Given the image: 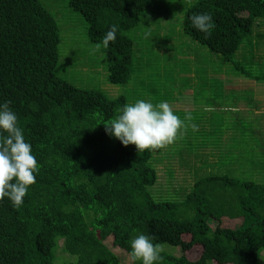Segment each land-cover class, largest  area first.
Returning <instances> with one entry per match:
<instances>
[{
  "label": "trees",
  "instance_id": "obj_1",
  "mask_svg": "<svg viewBox=\"0 0 264 264\" xmlns=\"http://www.w3.org/2000/svg\"><path fill=\"white\" fill-rule=\"evenodd\" d=\"M174 1L68 0L69 10L84 20L89 43L101 45L108 83L139 85L111 97L56 75L60 34L66 33L49 6L41 0H0V104L11 102L39 166L19 208L8 198L0 202V264H132L130 242L139 234L160 245L164 259L157 264H264V146L251 160L244 148L249 144L243 145L250 135L242 125L251 115L256 130H264V62L255 61L254 53L241 55L246 39L264 41L256 28H264V0ZM168 9L181 11L182 33L215 58L210 69L177 53L170 45L172 29L138 28L143 20L157 25ZM201 13L212 17L207 38L191 21ZM113 25L116 40L105 48L102 38ZM169 56L183 68L197 64L199 80L220 92L223 72L237 69L253 81L239 83L235 93L227 82L222 95H213L215 102L201 103V95L178 81L175 86L186 87L181 98L158 86ZM178 64L168 65L171 82L185 76L174 69ZM133 90L168 95L156 97V104L166 100L182 121L191 114L173 145L138 152L106 132L105 125L130 104ZM194 153L198 163L191 168ZM173 163L193 173L192 185L177 186ZM234 220L240 223L223 227ZM115 249L128 256L126 262Z\"/></svg>",
  "mask_w": 264,
  "mask_h": 264
},
{
  "label": "rangeland",
  "instance_id": "obj_2",
  "mask_svg": "<svg viewBox=\"0 0 264 264\" xmlns=\"http://www.w3.org/2000/svg\"><path fill=\"white\" fill-rule=\"evenodd\" d=\"M43 3H45L47 6H49L53 16L55 17L58 26L60 27L61 33H63V30H65L66 34H60L61 38V43L59 47V63L56 68V75L59 76L61 79L66 80L68 83L73 84L77 87L83 88V89H94V88H100V90L108 96L115 97L117 95H121L124 93L123 89L131 91L132 89H138L139 85H136L134 82H130L127 87L122 88L121 86H114L108 83L107 81V71H106V64L104 62V59H102L101 52L98 50L93 54V49L95 46L93 44L89 43V40L86 38V28L84 26V20L83 18L78 14L75 13L68 8V0H41ZM192 2V0H181L182 3H188ZM177 0L174 1L176 3ZM185 9H183L184 11ZM182 11V12H183ZM167 12V17L164 18L158 17L157 18V25L150 24L149 21L146 24L145 20L139 23L138 28H153L155 30L156 28H161V29H172V35H173V42H170V45H176L177 46V53H185V54H190L194 61H201L203 62L201 67L207 69L209 68L208 65L212 64V61L215 59L212 54L209 53L207 48L204 46H201L191 40L189 37L185 36L182 31H181V23H180V17H181V11L175 9V10H170L168 9ZM174 13V14H173ZM146 17V16H145ZM78 19L80 20V24H78ZM148 19V18H147ZM257 30H259L260 33H264V28H260L259 26L256 27ZM135 30H133L132 35ZM70 32V33H69ZM164 35H165V30H163ZM165 39L164 36H161ZM251 39V42L249 40ZM249 42V45H246L245 42ZM241 46L242 48L246 51V54L242 52V56L247 57L248 53H254L255 61L257 62H264L263 58V53H264V41L262 39H257L255 41L252 40V38L246 39ZM167 46V42L165 43ZM251 47V48H250ZM241 48V49H242ZM240 49V50H241ZM138 52V50H136ZM239 54V52H238ZM237 54V56H238ZM73 56V59H72ZM213 57V58H212ZM151 58L153 57H146L147 60H152ZM144 59V58H143ZM169 61L171 60L170 56L168 58ZM138 62L140 60L134 58V62ZM180 60L179 62H181ZM142 62V61H140ZM165 62V60H164ZM171 62V63H170ZM168 62L166 65H161L163 66V72L165 73V70L167 72L166 75L161 74L162 77V83H159L158 86L160 89L163 91V88L166 87L168 90L167 92H171L173 90V95L175 94H180L182 95L181 98L184 97V90H186V87H188L191 91L190 93H194L193 95H201V102H206L208 99L209 101L215 102L216 99L213 98V95H222V88L223 86H226V83L229 82L231 85V90L234 91V93L237 91L236 85L239 83L243 82V86L245 87L246 84H250L253 79L251 80L247 76H243L241 74V71H237V69L233 70V73H222L220 77V84H221V92L218 87L208 85L205 80H199V71L198 68L199 66L197 64H189V66H186V68H183L180 66L178 63H176L175 60H171ZM142 64V63H141ZM178 64L179 66H176L174 69L176 72H180L181 75L183 73L185 74L184 78L181 76V80H177L175 82H171L170 79L172 78V75H170V72L173 71L169 66L171 65H176ZM169 65V66H168ZM212 67V66H211ZM210 67V68H211ZM209 68V69H210ZM244 70L250 71L251 69L246 67ZM256 74L258 75L261 71L259 67L254 68ZM212 71V70H211ZM195 73L197 74V78L195 76ZM202 73V72H201ZM142 77L139 78V80H135L138 84L142 82L143 80V75ZM180 82L183 85H186L184 89L178 88L175 86L178 84L177 82ZM198 82L201 85L198 87ZM168 86H170L168 88ZM241 91H244L241 89L237 95H241ZM134 90L131 92V94L128 96L129 103L134 104L136 98H140L142 100L148 99L152 101V103H157L158 101L156 100V97H161V96H168V95H156L154 93L153 95H140L139 92H136L135 95L133 94ZM232 93V94H234ZM229 95V94H228ZM176 97V96H175ZM190 99L193 100L192 96L189 97ZM166 101V100H165ZM194 101V100H193ZM254 116H249L247 119H244L246 121L242 125H244L245 129L248 130L245 133L250 135V139L244 140L243 145L249 144L248 147H244L246 150L249 151V156L250 159L253 160L255 156L258 154L254 153L256 151L257 153L259 152L260 148L264 146V141L262 138H258V135H261L263 137L264 135V130L263 131H257L256 126L252 123V119ZM258 146V147H256ZM200 152H202L200 150ZM206 152V151H205ZM181 155L176 156V160L180 157ZM195 153L192 155V162L188 167H195L197 166L196 159H195ZM247 160V156H246ZM257 160V158H255ZM243 168H245V164L243 165ZM261 169L255 167L254 170ZM172 170L176 173V176H178V183L177 186H184L186 185H192L193 180L191 177H193V173L191 172L190 175L186 173V171H183L182 168L178 167L177 164L173 163L172 164ZM164 178V175L162 173H159V178ZM159 184H164L163 182H160ZM240 222L239 220H234L230 221L227 223H223V227H230L233 226L235 227L238 225ZM213 227L216 225L214 221H212L211 224ZM166 248H172L175 249L174 247H168L165 246ZM115 254L118 256L121 261L126 262L128 259V256L120 251L119 249L114 250Z\"/></svg>",
  "mask_w": 264,
  "mask_h": 264
},
{
  "label": "clouds",
  "instance_id": "obj_3",
  "mask_svg": "<svg viewBox=\"0 0 264 264\" xmlns=\"http://www.w3.org/2000/svg\"><path fill=\"white\" fill-rule=\"evenodd\" d=\"M193 26L203 32L205 37L211 34L212 17L208 13L194 14ZM117 26L113 25L102 38L103 47L116 40ZM97 44L93 54L100 49ZM10 101L0 104V202L5 198L12 206L19 208L30 186L36 183L39 166L32 153V147L25 141L23 130L18 126V118L9 107ZM120 114L105 125L106 132L114 136L124 147L134 145L138 152L157 151L173 145L178 137L186 132L191 114L182 121L174 114L171 105L160 102L154 105L150 101L138 100L126 104ZM192 129L197 130L195 124ZM129 258L132 264H157L163 261L161 247L153 243V238L144 234L137 235L130 242Z\"/></svg>",
  "mask_w": 264,
  "mask_h": 264
}]
</instances>
